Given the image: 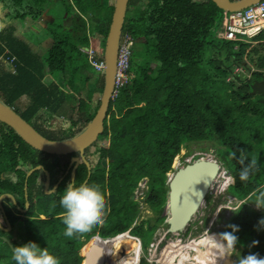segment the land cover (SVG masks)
<instances>
[{
    "label": "trees",
    "instance_id": "1",
    "mask_svg": "<svg viewBox=\"0 0 264 264\" xmlns=\"http://www.w3.org/2000/svg\"><path fill=\"white\" fill-rule=\"evenodd\" d=\"M50 1L0 0L2 10H9L0 28V100L14 107L26 95L25 109L16 111L46 137L67 139L82 132L101 105L105 70L98 73L82 47L104 54L116 0H59L64 8L60 23L54 21L48 29L25 28V21L34 26L48 11ZM223 13L213 0H130L123 29L136 42L130 79L111 100L104 132L85 152L91 171L80 152H44L0 120V197L10 193L17 201L11 206L0 204V264H15L12 248L30 241L46 248L60 264H82L96 237L114 240L112 260L137 245L147 251L158 228L170 227L168 216L163 215L170 190L168 173L184 142L187 146L207 143L199 148L202 151L215 149L234 178L228 192L242 201L236 209L241 208L239 213L233 212L225 221L222 214L225 226L220 231H231L228 225H238L241 256L264 257V230L255 227L264 212L250 204L264 190V94H252V83L264 79V55L260 48H250L252 42L216 36ZM69 15L73 18L67 24ZM14 18L21 28L10 22ZM27 30L33 31L28 35ZM48 37L53 40L48 50H36L33 45ZM254 40L264 43V31ZM249 53L258 56L253 70L247 60ZM15 57L17 73L12 74L6 60ZM236 65L246 67L252 75L235 73ZM58 118L62 120L55 123ZM197 155L193 159L202 157ZM74 156L82 159L76 169L77 185L88 179L86 183L99 189L109 209L90 231L92 235L66 237L65 212L59 200L72 181ZM241 160H255L259 168L247 181L239 177ZM38 166L43 167L28 177ZM46 171L55 179L51 188L64 177L55 193L46 192ZM146 176L147 201L158 216L134 225L139 199L132 195ZM207 200L211 203L212 196ZM27 201L30 206L24 211ZM7 220L13 226L19 222L18 241L13 240L14 227L5 229ZM86 236L90 240L85 241ZM200 256L194 249L180 264H194ZM220 260L233 262L232 257ZM215 261L209 264H217ZM139 264L149 261L143 257Z\"/></svg>",
    "mask_w": 264,
    "mask_h": 264
},
{
    "label": "water",
    "instance_id": "2",
    "mask_svg": "<svg viewBox=\"0 0 264 264\" xmlns=\"http://www.w3.org/2000/svg\"><path fill=\"white\" fill-rule=\"evenodd\" d=\"M223 10H237L245 8L260 0H213ZM130 0H116L109 33L104 49L105 68V89L101 105L93 120L78 135L67 139H51L39 132L30 122L11 107L0 100V120L12 126L23 139L33 147L47 153L64 155L80 152L84 156L85 150L92 146L99 136L104 132L105 120L108 117L111 100L114 98L115 77L117 58L119 52L120 38L123 33ZM252 94H264V80H256L252 84ZM81 159L74 156L71 165L74 164L73 175ZM89 169L90 162L86 161ZM42 168L43 166H39ZM221 163L209 157H200L193 163H188L180 168L169 179L168 203L164 213H168L167 222L170 227L168 232H178L186 227L204 203L210 188L215 181ZM35 171L32 169L28 176ZM48 175L50 174L47 171ZM50 179V177H49ZM49 185V182H48ZM11 194H4L2 200L10 197ZM13 196V195H11ZM14 197V196H13ZM135 199V194H133ZM28 204V203H27ZM8 224L10 226L9 220ZM114 240L109 238L96 239L86 255L83 264H103L110 251L113 249Z\"/></svg>",
    "mask_w": 264,
    "mask_h": 264
},
{
    "label": "rangeland",
    "instance_id": "3",
    "mask_svg": "<svg viewBox=\"0 0 264 264\" xmlns=\"http://www.w3.org/2000/svg\"><path fill=\"white\" fill-rule=\"evenodd\" d=\"M60 1L51 0L47 4L48 11L45 12L44 15H42L39 18V22L42 25L40 24L38 26L36 25L35 27H33L31 22L27 20L25 21V28L31 27L33 29H41L45 27L46 29H48L49 25L52 24L53 21H61V19L64 16V8L62 4L60 3ZM51 10H55V12H52ZM7 11H8L7 9L2 10V4L0 3V28L3 27L4 25L3 17ZM65 20L67 21V24H69L72 21L71 18L69 17ZM15 21L16 19L14 18L10 22L14 23ZM222 25L223 23L221 20V22L219 23V25L217 26L215 30L216 36H218V33L222 30L221 29ZM17 27L20 28V24ZM32 31L33 30H27L26 32L29 35L31 34ZM41 43H42L41 45H38L39 51H42V50L47 51L48 47L53 43V40L50 37H48L45 41ZM251 44L253 45L252 47H250L252 50L255 47L260 48L261 54L264 55V43H261L259 40H254ZM238 47L239 45H236V48ZM214 54L218 56L219 58H223V56L220 55L218 51H215ZM252 57L256 59L254 62H252L253 61ZM257 58L258 56L256 54L251 55L249 53V55H247V60L251 61L252 70L257 68L256 67L257 66L256 63L258 61ZM234 71L235 73H241L243 74V76H246V77H250L252 75V71H248L246 67H242L240 65H236ZM47 82H49V76H48ZM25 102H26L25 99H23L21 100L20 103L25 104ZM20 107H21V110H23L22 109L23 105H20ZM62 118L61 119L58 118V120L54 119V122L55 123L60 122ZM104 143L107 144L108 141L104 140ZM202 146L207 147V143H201V144L193 143L192 145L187 146L186 142H184L180 153L174 158L172 169L168 173V176L170 179L180 168H182L188 163H193L196 160L195 158L193 159L194 155L196 154H198L197 156L202 155L203 157H209L211 159L218 160L221 163V169L213 185L211 186L210 191L208 192V195L212 196L211 203L207 200V197H208L207 195L204 203L202 204L198 212L194 215L191 222L186 227H184L182 230L178 232H168V229H166L163 225H161L158 228L155 234L154 240L149 245L147 251L139 247V245H137L134 247L133 250L124 252V256L121 257L120 259L112 260V257L115 252V250L112 249L109 255L106 257V260L103 264H127V263L128 264H139L141 258L143 257L146 258L147 261H149V264H162V263L180 264V263H185V261L183 260L185 258V254L187 252L193 251L194 249L201 253L200 258L204 257L202 261L203 264H205L208 261V254L210 253L212 254V258L216 260L215 263L218 264L219 262H221L220 260L221 258H219L215 254L217 245L211 239V237H215L216 239H219V236L222 233L220 230L225 226V222H223L221 218L222 214L224 215L223 220L225 221L233 213V211L228 208L237 209L239 205L242 203V201L233 200L232 202L231 200L234 197L230 194V192H228V190L226 191L227 186L219 187V184H222L223 182H225L226 184L228 183V181L231 178V173L228 171V168L225 166V164L219 159L218 155L216 154L215 149L209 147L210 148L209 150L202 151L201 149H199ZM190 148L193 149L191 153L189 152ZM219 152L224 158L226 157V152H221V147L219 149ZM224 170L228 171L227 177H223ZM139 184H140L139 188L135 192V199H139V213H138V217L134 225H137L143 220L149 219V218L155 220L158 216V214L152 209V207L148 204V201H147V193L149 190V178L147 176L142 178ZM5 194H10V193H5ZM132 198H133V195H132ZM2 202H6L8 205H10V201H8L6 197L2 200ZM251 202L250 204L255 208V206ZM104 203H105V211L103 215H107L109 207H108L106 200H104ZM164 211H163V215L168 216V213H164ZM218 220H219V223L216 224V221ZM10 230L11 229H9V231ZM2 237H4L5 240L9 241L8 239L5 238V236H2ZM19 239H20V232L18 231V226H15L13 230V240L18 241ZM178 243L180 244L178 245ZM237 249L239 251L238 247ZM191 256H194V255H191ZM215 256H217V258ZM232 259L234 260V264H236L237 258L233 256ZM197 262L198 261H196L195 263ZM229 263H222V264H229Z\"/></svg>",
    "mask_w": 264,
    "mask_h": 264
},
{
    "label": "clouds",
    "instance_id": "4",
    "mask_svg": "<svg viewBox=\"0 0 264 264\" xmlns=\"http://www.w3.org/2000/svg\"><path fill=\"white\" fill-rule=\"evenodd\" d=\"M241 164L243 165L239 173L241 181H247L259 171L255 160H248L247 162L241 160ZM55 192L54 188L49 190V193ZM9 196L12 198L9 205L11 206L16 199L11 195ZM251 203L257 210L264 212V190L259 191ZM59 204L65 212L63 224L65 225L64 235L66 237L88 233L102 222L105 203L99 189L94 185L87 183L77 185L76 180L68 183L62 191ZM25 206L27 207L28 205ZM228 209H231L234 213H239L241 210V208L239 210ZM228 227L231 228V231L221 233L219 239L211 237L217 245L215 254L219 258L227 260L235 256L238 264H264V257H260L258 254L241 256L237 249L240 241L236 235L240 228L235 224L228 225ZM255 227L258 231L264 230V216L259 219ZM253 243L257 242L254 241ZM12 253V259L15 264H60L56 256L50 254L46 248H41L33 241L21 246H15L12 248Z\"/></svg>",
    "mask_w": 264,
    "mask_h": 264
},
{
    "label": "built area",
    "instance_id": "5",
    "mask_svg": "<svg viewBox=\"0 0 264 264\" xmlns=\"http://www.w3.org/2000/svg\"><path fill=\"white\" fill-rule=\"evenodd\" d=\"M222 23V30L218 33L220 38L237 42H253L264 31V0H260L242 9L224 10ZM135 43V39L131 33L123 31L117 58L114 98L130 79L129 68ZM96 67L99 71L105 70V59L96 63ZM227 175L228 171L224 170L223 177H227ZM233 183L234 178L231 175L228 183L223 182L219 184V187L227 186V191L228 187ZM233 200L236 201L237 199L234 197L231 201L233 202Z\"/></svg>",
    "mask_w": 264,
    "mask_h": 264
},
{
    "label": "crops",
    "instance_id": "6",
    "mask_svg": "<svg viewBox=\"0 0 264 264\" xmlns=\"http://www.w3.org/2000/svg\"><path fill=\"white\" fill-rule=\"evenodd\" d=\"M1 3V2H0ZM7 9V8H6ZM5 9V10H6ZM8 10V9H7ZM9 11V10H8ZM44 15V14H43ZM68 15V14H67ZM71 16H73V15H69V16H67V17H70L71 18V20H72V18L73 17H71ZM57 22H59V21H57ZM13 23V22H12ZM53 23H54V21H53ZM60 23V22H59ZM71 23V22H70ZM69 23V24H70ZM14 25H16L17 24V26H19V23L17 22V21H15L14 23H13ZM41 23L39 22V18L36 20V22H35V25H40ZM35 25L33 26V27H35ZM42 25V24H41ZM24 27H25V25H24ZM19 28V27H18ZM20 28H21V24H20ZM28 29H30V27H28ZM38 30V29H37ZM42 43L40 42H38L37 43V45L36 44H34L33 46H35V49L36 50H39L38 48V45H41ZM82 50L84 51V52H86L88 55H89V58H90V60L92 61V63L94 64V66H95V68H96V70H97V72L98 73H101V72H103V71H99L98 69H97V67H96V63H98V62H100L99 60H95V57H99V56H101V57H103L104 58V54L103 53H100L99 51H97L96 49H94L93 47H86V46H84V47H82ZM15 59H16V57L15 58H11V59H9V60H6V61H9L10 63H11V66H10V72H12V74H16L17 73V67H16V65H14L13 63H14V61H15ZM27 96L26 95H24V96H22L21 98H20V100L17 102V104L14 106V108L16 109V110H18V109H20L21 110V107H20V105H23V110L25 109V105L27 104ZM23 99H25V104H21L20 102H21V100H23ZM23 110H21V111H23ZM93 147V145L92 146H90V147H88V149H90V148H92ZM87 150V149H86ZM86 150H85V152H86ZM81 158V157H80ZM90 159H91V157H89ZM81 161H82V159H81ZM85 161H88L89 162V160L87 159V157H86V159H85ZM91 164V163H90ZM38 168H40L39 166L37 167V168H35V170L36 169H38ZM32 169H34V168H32ZM91 169H92V166H91ZM91 169H89L90 171H91ZM49 172V171H48ZM33 173V172H32ZM46 173H47V171H46ZM50 173V172H49ZM29 174V173H28ZM90 174H91V172H90ZM90 174H89V176H90ZM32 175V174H31ZM29 177V176H28ZM49 177H50V179H49ZM73 177V179L75 180V178H76V172H75V176L73 175L72 176ZM53 177H51V174H49L48 175V173H47V177H46V181H45V189H46V192L47 193H49V190L50 189H52V188H54L55 190H57L58 189V187H59V185L62 183V181L64 180V177H63V180L61 179V178H59V179H57V182L53 185L54 187H52L51 188V186H52V181H53ZM43 180V178L42 177H40L39 178V181H42ZM52 180V181H51ZM55 180V179H54ZM73 180V181H74ZM88 181V179L85 181V183ZM48 182H49V185H48ZM72 182V181H71ZM47 185V186H46ZM27 188V187H26ZM15 198V197H14ZM15 202H16V200H15ZM27 208L26 209H24V211H26V210H28V208H29V206H30V203L27 201ZM2 204H3V202H2ZM7 223H8V220H7ZM9 223H10V221H9ZM18 224V225H17ZM8 226H9V224H8ZM15 226H18L19 227V222H17V223H15L14 224V226L10 223V226L9 227H7V228H5L6 230H8L9 231V229H11L12 230V228L13 227H15ZM14 229V228H13ZM18 231H19V228H18ZM89 234H93V232H90ZM6 239H8L7 237H5ZM99 237H96L95 238V240L96 239H98ZM9 240V239H8ZM84 240L85 241H88V240H90L89 239V237L88 236H86V237H84ZM9 242L11 243V241L9 240ZM94 242V241H93ZM92 242V243H93ZM92 245V244H91ZM91 247V246H90ZM89 247V248H90ZM89 251V250H88ZM85 260V259H84ZM84 262V261H83ZM83 264V263H82Z\"/></svg>",
    "mask_w": 264,
    "mask_h": 264
},
{
    "label": "bare ground",
    "instance_id": "7",
    "mask_svg": "<svg viewBox=\"0 0 264 264\" xmlns=\"http://www.w3.org/2000/svg\"><path fill=\"white\" fill-rule=\"evenodd\" d=\"M127 235H124V236H122V237H126ZM174 243V242H173ZM156 244V243H155ZM175 244V243H174ZM180 243H178V245H179ZM175 246V245H174ZM113 249H114V244H113ZM153 256V255H152ZM216 257V256H215ZM203 259H204V257H202V258H200L199 260H198V262L197 263H195V264H199L200 262H201V264H203ZM213 258H212V254L210 253V254H208V261L205 263V264H209L210 262H211V260H212ZM124 263V262H123ZM131 263V262H130ZM221 263V262H220ZM128 264V263H127ZM162 264H164V263H162ZM232 264H234V260H233V262H232Z\"/></svg>",
    "mask_w": 264,
    "mask_h": 264
},
{
    "label": "flooded vegetation",
    "instance_id": "8",
    "mask_svg": "<svg viewBox=\"0 0 264 264\" xmlns=\"http://www.w3.org/2000/svg\"><path fill=\"white\" fill-rule=\"evenodd\" d=\"M262 80H264V79H262ZM256 81V80H255ZM253 84V83H252ZM88 149V148H87ZM83 157V159H86V153H84V156H82ZM81 159V158H80ZM80 163H81V161H80ZM80 163H79V165H80ZM75 163H73V165H74ZM78 165V166H79ZM78 168V167H77ZM68 171H70V170H68ZM72 174H73V171H72ZM73 176V175H72ZM62 180H63V177L61 178ZM74 179H73V177H72V181H73ZM76 180V179H75ZM52 181V180H51ZM54 187V186H53ZM7 198V197H6ZM17 202V201H16Z\"/></svg>",
    "mask_w": 264,
    "mask_h": 264
}]
</instances>
